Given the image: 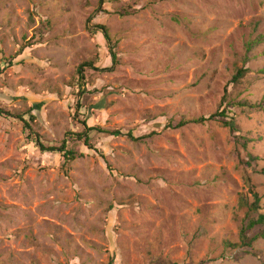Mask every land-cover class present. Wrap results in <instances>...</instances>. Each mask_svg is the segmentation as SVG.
I'll list each match as a JSON object with an SVG mask.
<instances>
[{"label":"rangeland","instance_id":"obj_1","mask_svg":"<svg viewBox=\"0 0 264 264\" xmlns=\"http://www.w3.org/2000/svg\"><path fill=\"white\" fill-rule=\"evenodd\" d=\"M103 1L0 0V264H264V0Z\"/></svg>","mask_w":264,"mask_h":264},{"label":"trees","instance_id":"obj_2","mask_svg":"<svg viewBox=\"0 0 264 264\" xmlns=\"http://www.w3.org/2000/svg\"><path fill=\"white\" fill-rule=\"evenodd\" d=\"M101 3L103 4L104 1L101 0ZM97 28L103 32L105 39L108 41V43L111 44L112 41H111V37H110L108 29L104 25H99V26H97ZM256 43H258V41L255 43H253V42L249 43L248 44V50L251 51L253 45ZM110 50H111V54L113 56V61H114L113 63L116 66L118 64V59H117V56L115 53V47L112 45V47H110ZM244 62L247 63V59ZM245 63H244V65H245ZM85 66L92 67V65H90V64L81 65L79 70H78V81L80 80V77H81V80L84 78L83 68ZM249 72H250L249 69L246 67H242V68L237 69L232 80H231V82H230V85L239 84L240 81L243 78H245ZM260 72L264 73V69H262ZM226 89L228 92V87ZM245 104L246 103H244V104L243 103H240V104L239 103H231V102L227 101L226 97H224L223 103L221 105V107L223 109L220 112H218L214 115H211L209 117H202L200 119H194L193 121H181L176 126V128L185 127L190 122H194L196 124H199V123H204L207 121L215 120V121L221 122L222 125L225 128L229 129L230 132L233 133V135H235L237 138H239L241 140H245L244 144L246 145V143H248L249 141L247 139H244L241 136H238V133H240L239 128H237V126L235 124V120L232 117H229L230 114L234 111V108H236V105H239V106L243 105L244 106ZM263 107H264V99H263V102L259 103L258 105L252 106V108H255V109H264ZM35 108L41 109L42 105H37V106H35ZM31 113H33V112H31ZM0 114H5V112L0 110ZM30 117H31V120L36 122L37 118H35L33 115H31ZM21 118H22L23 122H25V124H26L25 127L27 129L31 130L30 124L27 121H25V119H23V117H21ZM171 127H173V125H171ZM87 129H88V131L98 130L99 132H101L103 134H109V135H113V136L121 135V133L119 131L109 132V131H105V130L100 129V128L99 129L87 128ZM128 137L134 141L138 140V139H135V137H133L132 134H129ZM78 138L84 142L85 146L88 147V149H92V150L94 149V146L91 143L90 136L88 134H86V132L79 135ZM35 142H36L37 146L40 147V150L42 152L60 153L62 155V158L65 161V164L67 162H70V161L75 160L77 158L75 151L68 149L67 143L65 141L62 143V145L59 148H57V147H45L43 145V143L40 141V137L38 139H36ZM260 160H261V157H254L251 155V156H249V160L246 162V165H248L249 167H254V164H255V167H256L257 162ZM263 174H264V171H263ZM253 199H254V201H253V204L249 208V213H250V211L251 212H257L260 208L261 197L259 196V194L256 192H253ZM248 216L250 218V214H248ZM256 227H259L260 231H261L257 236H254L252 238H250L249 236H246V233L248 231H251L252 229H254ZM259 239H264V214L259 215L258 218H256V219H249L248 220L246 227H242L240 242L238 244H233V243L227 241L225 243V245L229 249H244L245 250L244 252L248 254L250 252H253L254 243ZM170 264H174V263H170Z\"/></svg>","mask_w":264,"mask_h":264}]
</instances>
